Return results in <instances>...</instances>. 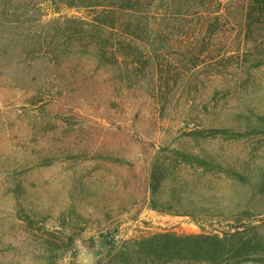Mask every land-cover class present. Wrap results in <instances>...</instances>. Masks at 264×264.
<instances>
[{
  "label": "rangeland",
  "instance_id": "rangeland-1",
  "mask_svg": "<svg viewBox=\"0 0 264 264\" xmlns=\"http://www.w3.org/2000/svg\"><path fill=\"white\" fill-rule=\"evenodd\" d=\"M63 1L0 8V264H190L184 236L237 224L258 253L229 264H264V65L130 86Z\"/></svg>",
  "mask_w": 264,
  "mask_h": 264
},
{
  "label": "trees",
  "instance_id": "trees-1",
  "mask_svg": "<svg viewBox=\"0 0 264 264\" xmlns=\"http://www.w3.org/2000/svg\"><path fill=\"white\" fill-rule=\"evenodd\" d=\"M6 2L8 0L0 4L3 11L8 10ZM63 2L89 11L87 16L74 21L85 28L81 33L88 38L87 46L94 47L91 54L94 52L93 56L100 62L112 55L115 63L110 65L117 73V79L129 81L130 86L139 83L138 75L145 69L162 80L165 75L176 76L181 68L192 74L200 66L218 63L231 64L243 71L264 65V0ZM5 23L7 25L10 21ZM127 43L131 53H125ZM181 47L187 49L181 50ZM125 56L131 60L123 68L121 63ZM141 65L144 68L138 67ZM254 228L249 224H237L235 231L223 237L206 233L184 236V258L190 264H229L250 260L258 253L252 232ZM149 249L157 255L166 250L172 257L177 252L175 246L161 239Z\"/></svg>",
  "mask_w": 264,
  "mask_h": 264
},
{
  "label": "water",
  "instance_id": "water-1",
  "mask_svg": "<svg viewBox=\"0 0 264 264\" xmlns=\"http://www.w3.org/2000/svg\"><path fill=\"white\" fill-rule=\"evenodd\" d=\"M81 264H94L95 253L93 251L83 252L80 256Z\"/></svg>",
  "mask_w": 264,
  "mask_h": 264
}]
</instances>
